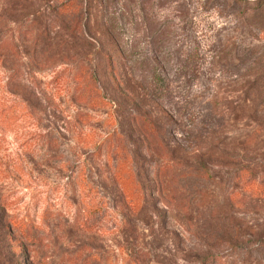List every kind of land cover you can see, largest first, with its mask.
Returning a JSON list of instances; mask_svg holds the SVG:
<instances>
[{
  "label": "rangeland",
  "instance_id": "obj_1",
  "mask_svg": "<svg viewBox=\"0 0 264 264\" xmlns=\"http://www.w3.org/2000/svg\"><path fill=\"white\" fill-rule=\"evenodd\" d=\"M2 261L264 264V0H0Z\"/></svg>",
  "mask_w": 264,
  "mask_h": 264
},
{
  "label": "trees",
  "instance_id": "obj_2",
  "mask_svg": "<svg viewBox=\"0 0 264 264\" xmlns=\"http://www.w3.org/2000/svg\"><path fill=\"white\" fill-rule=\"evenodd\" d=\"M244 0H239V2H242ZM167 76H162L160 73H155L153 75V79L150 82L151 91L155 93L157 96H163L167 93ZM0 264H6V262L2 261Z\"/></svg>",
  "mask_w": 264,
  "mask_h": 264
}]
</instances>
